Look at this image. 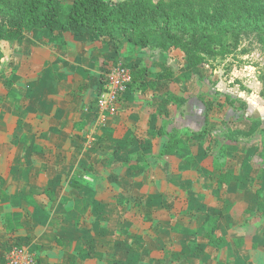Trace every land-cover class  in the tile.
<instances>
[{
	"label": "crops",
	"instance_id": "crops-1",
	"mask_svg": "<svg viewBox=\"0 0 264 264\" xmlns=\"http://www.w3.org/2000/svg\"><path fill=\"white\" fill-rule=\"evenodd\" d=\"M103 42L32 29L0 44V264L16 244L37 264H264V138L242 134L264 121L263 87L215 90L170 58L172 77L152 76L158 52ZM114 56L147 62L156 85L101 121L99 62ZM173 135L180 149L162 154ZM206 216L223 247L208 246Z\"/></svg>",
	"mask_w": 264,
	"mask_h": 264
},
{
	"label": "trees",
	"instance_id": "trees-1",
	"mask_svg": "<svg viewBox=\"0 0 264 264\" xmlns=\"http://www.w3.org/2000/svg\"><path fill=\"white\" fill-rule=\"evenodd\" d=\"M32 29L104 38L116 53H179L187 70H194L202 66L201 55L222 56L235 51L242 33L264 34V0H0V44L19 40ZM150 57L154 58V53ZM2 59L0 49V64ZM99 63L105 68L100 76V86H104L106 73L118 64V59L114 56L112 60L100 59ZM149 68L147 62L129 68L132 80L127 90L135 86L142 91L153 89L156 83L147 79ZM170 68L163 70L168 79L172 77ZM262 84L264 90V79ZM171 99L174 103L182 101ZM225 102L246 108L244 102L230 96H225ZM256 131L264 138L262 119H252L242 134ZM169 137L161 151L165 155L180 149L178 138ZM132 161H128L130 168L137 169ZM228 178L231 175H222L220 183H227ZM241 213L248 216L247 211ZM217 222L218 217L213 216H206L204 222L205 238L212 249L225 245L216 237Z\"/></svg>",
	"mask_w": 264,
	"mask_h": 264
},
{
	"label": "rangeland",
	"instance_id": "rangeland-1",
	"mask_svg": "<svg viewBox=\"0 0 264 264\" xmlns=\"http://www.w3.org/2000/svg\"><path fill=\"white\" fill-rule=\"evenodd\" d=\"M102 45L110 47L108 54L115 53L111 43L104 40ZM108 49V48H107ZM118 56H127L129 52L117 53ZM170 58L169 65L175 74L188 72L185 63L181 60L179 53L170 55H161L157 60L156 66H152V76H156L165 68V62ZM203 74L200 81L207 78L210 84H206L217 90L216 86L225 89L237 88L240 90H259L262 89V79H264V34L259 33H242L240 35L239 45L235 51L222 56L201 55ZM197 68L192 70L195 71ZM198 70V71H199ZM202 74V73H201ZM180 76V74L178 75ZM174 83H177L175 80ZM220 84V85H219ZM264 91V90H263Z\"/></svg>",
	"mask_w": 264,
	"mask_h": 264
},
{
	"label": "built area",
	"instance_id": "built-area-1",
	"mask_svg": "<svg viewBox=\"0 0 264 264\" xmlns=\"http://www.w3.org/2000/svg\"><path fill=\"white\" fill-rule=\"evenodd\" d=\"M128 67L117 64L106 73V84L97 101V113L101 121L105 113L115 112L116 104L131 82ZM2 264H36L34 255L23 245H11L3 255Z\"/></svg>",
	"mask_w": 264,
	"mask_h": 264
},
{
	"label": "water",
	"instance_id": "water-1",
	"mask_svg": "<svg viewBox=\"0 0 264 264\" xmlns=\"http://www.w3.org/2000/svg\"><path fill=\"white\" fill-rule=\"evenodd\" d=\"M158 51L157 50H152V53H157Z\"/></svg>",
	"mask_w": 264,
	"mask_h": 264
}]
</instances>
